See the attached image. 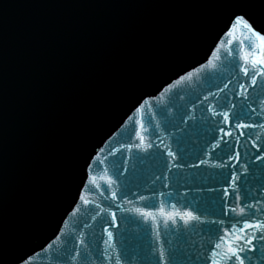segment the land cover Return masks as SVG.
<instances>
[{"label":"water","instance_id":"obj_1","mask_svg":"<svg viewBox=\"0 0 264 264\" xmlns=\"http://www.w3.org/2000/svg\"><path fill=\"white\" fill-rule=\"evenodd\" d=\"M118 1L136 77L143 80L138 85L148 121L158 125L160 120L165 123L171 117L152 116L151 107L156 101L159 103L156 110L177 115L172 127L184 137L188 138L189 127L193 130L195 149L187 153V159L193 155L202 163L206 179L211 181L217 173L223 175L224 181L232 179L221 185L211 206H206L209 217L226 221L228 228L233 223L239 228L241 218L247 215H255L258 220L259 215L250 205L258 203V198L264 205V172H254L253 166H250V172L231 169L237 167L239 158L233 155L243 152V142L253 144L252 147L247 144L251 162L257 153L264 157V64L254 62L264 42H259L253 34L262 30L264 36V0ZM251 3L254 10L250 8ZM241 14L248 19L251 29L243 26L242 21L237 23ZM229 27L237 34L232 35ZM217 112L230 115L231 123L223 115H216L226 121L225 128H236L237 124L255 125L244 128L247 136L239 141L236 150L230 145L235 140L232 136L225 140L229 147L223 142L216 146L218 137H213L217 130L212 138L207 137L211 127L209 118ZM224 122L219 121L218 126L224 127ZM201 150L207 153L206 158H201ZM261 162L264 164V159ZM206 163L209 168L205 169ZM209 170H213L210 175ZM237 177L241 179L238 185ZM239 185L243 190L258 189V198L251 197L246 201L249 211L245 216H235L239 199L232 195L238 192ZM226 236L229 238V233ZM213 240L218 244L217 238ZM233 244L237 246L236 242ZM193 255L195 257L196 253ZM195 260L197 264H209L208 257L202 253ZM233 261L226 264H235ZM248 264L252 262L248 261ZM254 264H264V258L256 259Z\"/></svg>","mask_w":264,"mask_h":264},{"label":"snow or ice","instance_id":"obj_2","mask_svg":"<svg viewBox=\"0 0 264 264\" xmlns=\"http://www.w3.org/2000/svg\"><path fill=\"white\" fill-rule=\"evenodd\" d=\"M243 22L244 25H246L249 29L252 28V25L248 23L247 20L244 19V17H237V23H240V22ZM255 36H257L259 38L260 41L264 42V36H260V33L258 32H254L253 33ZM260 53L257 57V61H254V62H259L261 64H264V43H262L260 45ZM245 71V74L247 75V69L244 70ZM264 71V70H262ZM241 87H243V85H241ZM233 107L235 105H232ZM215 115H223L224 116V119L228 122V123H231V118H230V115L228 113H214ZM255 125H247V124H237L236 127L237 128H247V127H253ZM219 131L223 132L224 130L223 129H219ZM226 136L228 137H231L232 133L231 132H227L225 133ZM213 139H215V136L213 137ZM221 142L224 143L225 147H228L227 145V141L224 140L223 137H221V140L217 142V147L220 146ZM234 147V146H233ZM168 155H175L174 153L172 152H169ZM259 154L257 153V156ZM177 167H179V165H177ZM118 171H120V169L118 168L117 169ZM210 191L212 189H209ZM243 209H241V213H243ZM161 212L163 213V209H161ZM146 215L148 216H152V212L148 211L145 213ZM173 215H179L177 213H173ZM187 216L188 217H192V213L191 212H188L187 213ZM113 218H115V213H113ZM220 223H224L223 221H220ZM245 228H256L258 229L259 231L257 232V234L255 236H252L251 238H248L247 236H240L237 238L238 241H241V242H245L247 243L250 248H253L255 247V244L254 242L256 241L257 238H259L262 242H264V222H257L255 224H250V223H245ZM109 235L111 236V233H109ZM228 252H227V259L229 261H232V260H238L239 261V264H244V257L243 255H241L242 253L244 252H247L250 250V248L246 249V248H243V247H240V248H237L235 247V245L232 243L231 240H229L228 242ZM220 247V244H217L216 245V248H219ZM77 255H79V253H77ZM161 260H163V254L161 253ZM164 264H167V262H164ZM212 264H217V261L213 260Z\"/></svg>","mask_w":264,"mask_h":264}]
</instances>
